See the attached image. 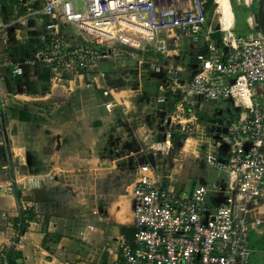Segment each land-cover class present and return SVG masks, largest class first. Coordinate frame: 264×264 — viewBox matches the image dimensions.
I'll list each match as a JSON object with an SVG mask.
<instances>
[{"label":"crops","instance_id":"crops-1","mask_svg":"<svg viewBox=\"0 0 264 264\" xmlns=\"http://www.w3.org/2000/svg\"><path fill=\"white\" fill-rule=\"evenodd\" d=\"M65 1L83 8L82 0ZM45 3L0 0V264H8L4 252L10 248L18 253L12 264H124L121 245L134 234L130 191L140 165L150 160L167 166L163 176L170 185H204L212 206L222 204L229 176L211 162L227 158V126L242 110L232 100L210 102L175 88L198 116L199 132L189 142L196 145L194 155L170 171L175 159L154 157L150 150L163 137L166 110L174 106L172 100L158 103L161 84L171 83L154 67H180L187 82L196 55L206 52L203 43L180 39L170 44H177L170 56L151 50L106 58L100 73L77 79L73 92L51 90L47 69L37 60L51 21ZM250 15L248 10L246 23ZM64 30L72 45L88 38L70 25ZM110 78L121 89L112 87ZM105 88L113 95L106 97ZM113 98L115 106L108 110L105 103ZM260 204L262 224L251 235V264H264V198Z\"/></svg>","mask_w":264,"mask_h":264},{"label":"built area","instance_id":"built-area-1","mask_svg":"<svg viewBox=\"0 0 264 264\" xmlns=\"http://www.w3.org/2000/svg\"><path fill=\"white\" fill-rule=\"evenodd\" d=\"M208 1H213L211 16L205 10ZM226 1L231 9L234 3L250 11L252 34L236 33L234 20L224 19L220 0H190L188 6L169 8L154 0H82V9L72 1L45 0L44 14L51 21L37 60L47 69L51 90L73 92L77 79L100 73V61L106 58L151 50L170 56L177 49L170 44L180 39L203 43L206 52L196 55L187 82L180 67H154L171 83L161 84L158 103L174 104L166 110L163 137L150 146L154 157L169 155L176 137L187 146L199 132L198 116L175 88L210 102L232 100L242 110L227 126V158L211 162L229 176V196L222 204L212 206L204 185H170L159 172L162 164L148 160L140 165L130 191L134 238L121 245L124 264H251L250 239L262 224L258 214L264 198V92L258 89L264 86V35L254 12L258 0ZM67 25L88 38L70 44ZM15 72L20 75L22 69ZM103 93L109 97L113 90ZM114 106V98L105 103L108 110Z\"/></svg>","mask_w":264,"mask_h":264},{"label":"rangeland","instance_id":"rangeland-1","mask_svg":"<svg viewBox=\"0 0 264 264\" xmlns=\"http://www.w3.org/2000/svg\"><path fill=\"white\" fill-rule=\"evenodd\" d=\"M154 2H155L156 6L161 7V8L188 6L190 4V0H154ZM233 7H234V10H235V12L237 14V18H238V22H237L238 25H237V27H235L236 33L239 35H246L249 31L253 32L251 29L247 28V23L245 22L246 21V19H245L246 14L240 13L241 10L239 8H237L234 3H233ZM209 16H211V15H209ZM152 57L154 58L156 56H152ZM109 81H110V85L112 87L121 89L122 86L120 85L119 81H117L116 79H112V78H110ZM258 89H259V92H264V86L259 87ZM173 146L174 147L172 148V151L170 153V157L174 158L175 161H173L172 165L169 167L170 171L177 169L183 160H187L192 155H194L193 150L196 147V145L194 146L193 143H191L187 146L183 145V144L174 143ZM205 164H206V162H205ZM167 169H168L167 166L166 167L163 166L160 168L159 172L162 175H165L164 173ZM187 172H189L188 164L185 165L183 177L187 176V174H188ZM176 174H178V173L176 172ZM189 176H191V175H189ZM191 184H192V181H188L186 183L185 188L189 189L192 186Z\"/></svg>","mask_w":264,"mask_h":264},{"label":"trees","instance_id":"trees-1","mask_svg":"<svg viewBox=\"0 0 264 264\" xmlns=\"http://www.w3.org/2000/svg\"><path fill=\"white\" fill-rule=\"evenodd\" d=\"M236 5V4H235ZM212 6H213V1H208L207 3H206V5H205V10H206V12L209 14V15H212ZM236 7L237 8H239L241 11H240V13H242V14H246L247 13V11H248V9H246V8H243V7H238L237 5H236ZM256 11V8L254 9V12ZM214 37L217 39V40H220V37H221V35L220 34H218V33H214ZM25 228V224L22 222L21 223V228H20V233H22L23 232V229ZM133 238H134V234H133ZM133 238H132V240H133ZM131 240V241H132ZM5 255H6V260H7V262H8V264H12V257L14 256V255H18V253L14 250V248H10V249H8V250H5Z\"/></svg>","mask_w":264,"mask_h":264},{"label":"water","instance_id":"water-1","mask_svg":"<svg viewBox=\"0 0 264 264\" xmlns=\"http://www.w3.org/2000/svg\"><path fill=\"white\" fill-rule=\"evenodd\" d=\"M256 18L260 31L264 35V0H258L256 5Z\"/></svg>","mask_w":264,"mask_h":264},{"label":"bare ground","instance_id":"bare-ground-1","mask_svg":"<svg viewBox=\"0 0 264 264\" xmlns=\"http://www.w3.org/2000/svg\"><path fill=\"white\" fill-rule=\"evenodd\" d=\"M221 3V9L223 12L224 19L228 22L231 23L233 20V10L230 8V5L226 0H220Z\"/></svg>","mask_w":264,"mask_h":264}]
</instances>
